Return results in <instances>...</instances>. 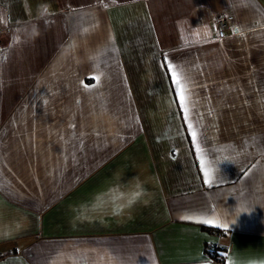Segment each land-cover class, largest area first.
Masks as SVG:
<instances>
[{"label":"crops","instance_id":"1","mask_svg":"<svg viewBox=\"0 0 264 264\" xmlns=\"http://www.w3.org/2000/svg\"><path fill=\"white\" fill-rule=\"evenodd\" d=\"M0 264H264V0H0Z\"/></svg>","mask_w":264,"mask_h":264},{"label":"built area","instance_id":"2","mask_svg":"<svg viewBox=\"0 0 264 264\" xmlns=\"http://www.w3.org/2000/svg\"><path fill=\"white\" fill-rule=\"evenodd\" d=\"M233 15L232 14H220L216 18V30L217 35L219 37H223L226 35V33L230 30V21L232 20ZM217 245H214L211 247L210 251L212 254L218 255L219 251L216 247Z\"/></svg>","mask_w":264,"mask_h":264},{"label":"snow or ice","instance_id":"3","mask_svg":"<svg viewBox=\"0 0 264 264\" xmlns=\"http://www.w3.org/2000/svg\"><path fill=\"white\" fill-rule=\"evenodd\" d=\"M168 70L170 71V72H172V79H173V83H175L176 84V86H177V94L178 95H180V99H181V106L182 107H184L185 105H184V102H185V97L183 96V95H181V84H180V81H179V79L177 78V75H176V73L174 72V71H172V65H169L168 66ZM186 90V89H185ZM191 124H189V129H191ZM191 135H192V138H193V141L195 142L196 141V133L193 131L192 133H191ZM205 177H206V181L205 182H208V180H207V177H208V173L207 172H205ZM206 223H210V224H215L216 226H219V223L215 220V219H213V220H208V221H205Z\"/></svg>","mask_w":264,"mask_h":264},{"label":"trees","instance_id":"4","mask_svg":"<svg viewBox=\"0 0 264 264\" xmlns=\"http://www.w3.org/2000/svg\"><path fill=\"white\" fill-rule=\"evenodd\" d=\"M208 251H209L210 255H211L213 258H216L217 260H220V259H221V258H220L221 256H218V255L212 254L211 251H210V249H208Z\"/></svg>","mask_w":264,"mask_h":264}]
</instances>
